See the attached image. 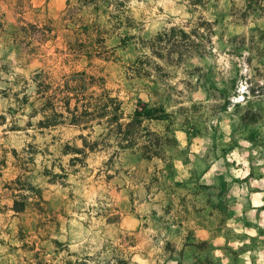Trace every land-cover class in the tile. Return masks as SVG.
I'll list each match as a JSON object with an SVG mask.
<instances>
[{"label":"rangeland","instance_id":"rangeland-1","mask_svg":"<svg viewBox=\"0 0 264 264\" xmlns=\"http://www.w3.org/2000/svg\"><path fill=\"white\" fill-rule=\"evenodd\" d=\"M86 1L0 0V264H264V0ZM80 71L107 116L39 108ZM138 100L166 118L119 133Z\"/></svg>","mask_w":264,"mask_h":264},{"label":"trees","instance_id":"trees-1","mask_svg":"<svg viewBox=\"0 0 264 264\" xmlns=\"http://www.w3.org/2000/svg\"><path fill=\"white\" fill-rule=\"evenodd\" d=\"M84 10L85 11H91L100 9H112L117 7V1L116 0H88L84 4ZM100 13H97L99 15ZM101 16V15H100ZM99 17V16H98ZM90 18L88 20H83L81 22V25L85 28V41H91V38L93 34L89 32L90 27L94 28V26H97L98 23H100V17L98 18ZM89 28V29H88ZM95 32H98L99 28L95 27ZM95 35V34H94ZM127 35V34H126ZM88 53V51H87ZM155 53V52H154ZM76 75L79 77L76 79L75 87L73 88L72 92H57L55 90L49 91V88H42V90L38 91V96L36 98L37 101H39V108H42L45 110V108L51 109L52 112L57 113V107L60 106V103L62 106L65 107V109L71 113V123L72 124H78L80 117H83L84 115L89 116L90 119L95 118H104L107 116V107L109 106L107 104L106 99L97 98L93 100H88L87 97H85V93L83 90H87L88 87H90L89 82L87 81V74L84 71L76 72ZM82 88V89H80ZM111 101L114 100V98H109ZM74 101V109L77 112L78 108H82L80 113H74L72 111L71 103ZM49 106V107H48ZM73 109V110H74ZM112 123H115L117 126L118 132L121 133L122 130H125L128 134H131V137H134L138 133L139 127L142 125L143 122H151V121H161L164 120L167 116L166 110L163 108L161 104L159 105H148L147 103H143L140 100L136 102V107L134 108L133 112L128 116V119L124 121L123 112H119V108L115 107L113 109V112L110 113ZM53 125V124H49ZM17 201H15L16 205ZM123 263V262H121ZM111 264V263H106Z\"/></svg>","mask_w":264,"mask_h":264},{"label":"crops","instance_id":"crops-1","mask_svg":"<svg viewBox=\"0 0 264 264\" xmlns=\"http://www.w3.org/2000/svg\"><path fill=\"white\" fill-rule=\"evenodd\" d=\"M176 172L177 174H185L186 175V178L188 177L187 175L189 174V168H176ZM215 169L217 168H203L201 169L200 168V173H199V179L197 182H192V181H188L186 180L185 183H182L183 185L185 184L187 187H197V191L190 194L188 192H184L182 195L185 196L186 200L188 198L191 199V202H194V203H197V204H201L202 202V192H201V188L202 187H207L211 184H213V181H209L207 175H210L212 178H213V174L214 172H218L217 170L215 171ZM213 172V173H211ZM209 176V177H210ZM177 179V178H176ZM176 181H182V180H176ZM184 182V181H183ZM181 184V185H182ZM264 200H261L260 203H263ZM255 206V205H254ZM197 232V234L200 236V237H205V238H213V240H218L221 238V235L223 233V229H221L219 232L217 230H215V233H211V229H209V226L207 225V221L204 219L203 223H202V220L201 222L199 223V225L197 226V229L195 230ZM250 235L252 236L253 233H250Z\"/></svg>","mask_w":264,"mask_h":264}]
</instances>
